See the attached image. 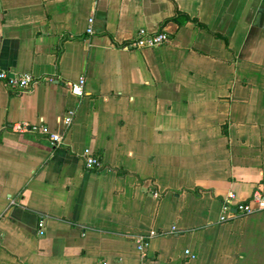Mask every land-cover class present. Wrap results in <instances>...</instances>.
I'll return each instance as SVG.
<instances>
[{"label": "crops", "instance_id": "1", "mask_svg": "<svg viewBox=\"0 0 264 264\" xmlns=\"http://www.w3.org/2000/svg\"><path fill=\"white\" fill-rule=\"evenodd\" d=\"M0 70V264H264V0H0Z\"/></svg>", "mask_w": 264, "mask_h": 264}, {"label": "built area", "instance_id": "2", "mask_svg": "<svg viewBox=\"0 0 264 264\" xmlns=\"http://www.w3.org/2000/svg\"><path fill=\"white\" fill-rule=\"evenodd\" d=\"M88 24L91 22V18L87 19ZM86 32L90 33V26L87 25ZM169 35L161 30H157L155 32H148L144 28H139L135 36L127 43L122 45L123 48H153L160 46L168 41ZM0 81H3L7 86L16 89L17 91H22L32 84V77L29 74L23 73L18 74L16 76H7L6 72L0 70ZM82 85L83 79L80 77L76 82H73L69 85V90L74 95L82 94ZM72 117V111L67 110L65 116L63 117V122L68 124ZM14 130H25V126L23 124L12 126ZM39 131L43 134H47L50 140L53 142L59 141V136L56 134L48 133L45 126H39ZM84 166L86 168L95 167L98 165V159L95 157L90 151L84 149L82 151ZM233 195L228 193L224 200L220 203V215L219 221H224L227 219L242 217L250 214L255 210L264 209V191L263 190H254L250 196V198L246 201H233ZM9 203H12V200H9ZM43 217H38L35 227L38 235L42 234L43 228ZM138 242L142 247L144 245L143 236L138 238ZM188 257H194L193 253L184 251ZM105 264V262H102Z\"/></svg>", "mask_w": 264, "mask_h": 264}, {"label": "water", "instance_id": "3", "mask_svg": "<svg viewBox=\"0 0 264 264\" xmlns=\"http://www.w3.org/2000/svg\"><path fill=\"white\" fill-rule=\"evenodd\" d=\"M174 27L175 26L173 24L167 23L165 26L161 28V31L170 35V34H173Z\"/></svg>", "mask_w": 264, "mask_h": 264}]
</instances>
